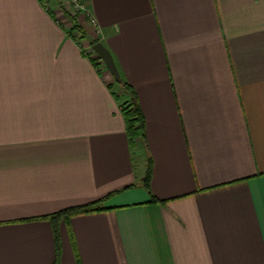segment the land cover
I'll use <instances>...</instances> for the list:
<instances>
[{
  "label": "crops",
  "instance_id": "obj_1",
  "mask_svg": "<svg viewBox=\"0 0 264 264\" xmlns=\"http://www.w3.org/2000/svg\"><path fill=\"white\" fill-rule=\"evenodd\" d=\"M81 2L144 136L52 0H0V264H264V0Z\"/></svg>",
  "mask_w": 264,
  "mask_h": 264
},
{
  "label": "trees",
  "instance_id": "obj_2",
  "mask_svg": "<svg viewBox=\"0 0 264 264\" xmlns=\"http://www.w3.org/2000/svg\"><path fill=\"white\" fill-rule=\"evenodd\" d=\"M74 27L78 29L80 28L77 23L74 24ZM83 35L84 34L82 33L81 37H84ZM96 41H98V39L96 38L89 39L88 41L89 46L91 47L92 44L95 43ZM93 62L96 65L97 70H101L105 68V66L103 65L102 61L98 56L95 58ZM109 86L116 87L113 93L116 100L119 101L120 110L125 123V132L130 140L131 145L134 146L136 140L143 139L144 127H145V119L142 110L140 108V105L138 103L135 90L123 78H121L119 82L112 79V83L109 84ZM150 174H151V165L149 159L145 169L144 176L141 179V184L147 189L150 187ZM151 201L154 202L157 201V199L152 198ZM99 202L100 201H95L89 204L65 208L41 217L42 219L48 220L52 226L57 253L59 251V234L57 228V224L59 223V221L62 220L66 224L68 223L69 218L73 215L104 209L103 206L99 205ZM54 264H56V262Z\"/></svg>",
  "mask_w": 264,
  "mask_h": 264
},
{
  "label": "rangeland",
  "instance_id": "obj_3",
  "mask_svg": "<svg viewBox=\"0 0 264 264\" xmlns=\"http://www.w3.org/2000/svg\"><path fill=\"white\" fill-rule=\"evenodd\" d=\"M52 1L53 3H51V7L57 8L59 18L61 19V22L64 24L65 32L67 36L70 37L73 41H75V43L79 47H81V50L85 55H88V52L93 53L94 51L90 48V46L89 47L82 46L83 39L89 40L93 38L92 35L90 34L91 32H88V30L83 28L84 25L89 26L90 24H92L91 18L87 14L85 7L81 11H78L67 0H52ZM75 23L78 24V26L80 27L79 29L74 27ZM82 33L84 34L83 35L84 37H81Z\"/></svg>",
  "mask_w": 264,
  "mask_h": 264
},
{
  "label": "water",
  "instance_id": "obj_4",
  "mask_svg": "<svg viewBox=\"0 0 264 264\" xmlns=\"http://www.w3.org/2000/svg\"><path fill=\"white\" fill-rule=\"evenodd\" d=\"M91 48L97 54V56L101 59V61L103 62V65L112 75L113 79L119 82L121 80V77H120V74L118 72V69L116 67V64H115V61L113 59L111 52L99 40L93 43Z\"/></svg>",
  "mask_w": 264,
  "mask_h": 264
},
{
  "label": "built area",
  "instance_id": "obj_5",
  "mask_svg": "<svg viewBox=\"0 0 264 264\" xmlns=\"http://www.w3.org/2000/svg\"><path fill=\"white\" fill-rule=\"evenodd\" d=\"M71 5H73L74 8H76L78 11H81L84 6L81 2V0H67ZM91 21L93 22L94 20L91 19Z\"/></svg>",
  "mask_w": 264,
  "mask_h": 264
}]
</instances>
